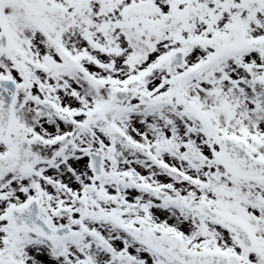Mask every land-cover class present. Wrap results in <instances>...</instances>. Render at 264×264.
Returning a JSON list of instances; mask_svg holds the SVG:
<instances>
[{
	"label": "snow or ice",
	"instance_id": "obj_1",
	"mask_svg": "<svg viewBox=\"0 0 264 264\" xmlns=\"http://www.w3.org/2000/svg\"><path fill=\"white\" fill-rule=\"evenodd\" d=\"M0 264H264V0H0Z\"/></svg>",
	"mask_w": 264,
	"mask_h": 264
}]
</instances>
